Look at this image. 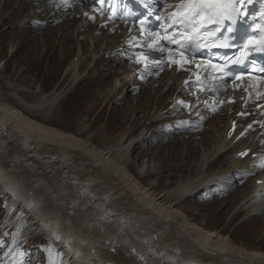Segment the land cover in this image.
<instances>
[{"label": "bare ground", "instance_id": "1", "mask_svg": "<svg viewBox=\"0 0 264 264\" xmlns=\"http://www.w3.org/2000/svg\"><path fill=\"white\" fill-rule=\"evenodd\" d=\"M12 4L19 8L28 6V11H36V16L38 15L41 22L34 25L43 31L62 29V32H55L58 36L67 35L68 30L73 31L78 25L75 21L56 27L59 23L57 15L60 12L53 11L47 18L54 0H14ZM84 5L87 6L88 3ZM72 7L73 5L69 4L67 9L71 11ZM175 9L174 4L169 8V12ZM17 11L22 14L20 10ZM169 12L167 16L172 23L174 17ZM45 21L48 25L46 28L43 24ZM88 22L90 21L87 19L85 23L79 22L68 38L82 37L80 34L83 29L91 31L90 27H86ZM98 22V27L103 29L102 21ZM71 24H74L73 28ZM95 31L96 29L89 33L93 34ZM84 35L87 36L86 41L90 45L89 56L94 63L102 60L107 47L118 48V38H100L94 34V37L98 38L94 39L90 34ZM99 44L105 47H99L101 51L97 52ZM83 47L84 45H80L78 58H82ZM98 57L100 60H97ZM78 61L70 64L63 75H72L76 80L74 85L81 78L80 67L83 65L79 66ZM114 66L118 65L115 63L105 70L109 71ZM85 72H82L83 76ZM178 77L179 75L166 73L161 78L160 90L151 87L149 89H152V92L139 94L144 99L145 95L151 96V93H155L153 90L156 91L153 108L156 112L153 119L165 109L158 110L168 97H164L162 90L169 82L172 84L177 81ZM118 87H124L126 90V86L118 83L115 90L107 93L110 99L117 97ZM180 87L181 83L175 91ZM61 91L57 89L52 97L41 94L33 104H21L28 112H37L39 119L27 111L25 113V109L21 110L6 101H0V189L9 203L15 205L14 217L23 215L29 224L28 227L21 228L23 233L34 227L41 229L65 252L72 264H264L261 245L251 248L244 242L236 243L224 230H213L196 221L195 217L183 213L186 211H178L176 207L183 205L185 199L195 197L204 187H208L209 182L218 173L207 175L206 171L209 163L218 158L220 153H232L234 149L231 169L243 167L249 162V158L247 161H241L237 153L241 154L245 149L255 151L257 144L236 140L239 132L228 139V130L235 117L229 115L219 119L216 116L214 119L219 120L215 122L214 134L202 138L198 143L199 147L205 149L200 153L193 176L189 174L187 180L177 187L166 188L167 192L156 194L155 186L142 185L130 167L137 166L139 176L155 174V169L143 163L138 166L128 154L140 143L148 141V132L145 131V134H140L131 139L128 145H124L128 136L123 130L114 141L112 140L114 143H107V148L99 149L91 142L92 135L85 140L57 129L53 124H46L52 120V112L64 97ZM238 96L243 101L246 93H239ZM151 103L143 102V106ZM208 124L209 122L204 129ZM82 126L84 127H80V130L87 129L85 125ZM182 138L185 137L175 140L174 150ZM194 143L196 141L190 139L189 147ZM182 145H185L184 142ZM194 151L196 150L192 149V152ZM186 171H189V166ZM253 182L258 197L260 192L264 191V182L261 176ZM248 203L249 198L241 205L243 208L247 207L242 209L243 211L251 209V216L264 215V209L260 206L256 208L255 205L249 206ZM260 205L264 207V201L261 200Z\"/></svg>", "mask_w": 264, "mask_h": 264}, {"label": "rangeland", "instance_id": "2", "mask_svg": "<svg viewBox=\"0 0 264 264\" xmlns=\"http://www.w3.org/2000/svg\"><path fill=\"white\" fill-rule=\"evenodd\" d=\"M12 1L14 0H0V101L24 110L21 104H33L41 94L52 97L57 89L62 90L64 97L52 112V120L46 124H53V127L85 140L92 135L91 142L99 149L107 148V143H114V139L123 130L128 136L124 145H128L131 139L147 131L148 141L140 143L128 154L138 166L144 164L155 169V174L147 173L148 176H139L137 166L130 167L131 172L142 185L155 186L156 194L167 192L166 188L177 187L187 180L189 174L193 176L200 153L205 149L199 147L198 143L202 138H208L214 134L217 121L223 117L211 120L200 134L201 136L193 138V135L185 134V138L180 140V144H176L177 149L174 150L173 144L176 141L166 139L164 132L160 129L161 125L155 122L156 118L153 119V114L156 112L153 111L156 91L153 90L155 93H151V96L145 95L144 99L140 96L142 93L152 92L153 87L146 88L138 96L130 94L124 87H121L123 90L118 87L115 99H110L107 95L110 90H115L118 83L123 84V78H120L121 66H114L113 69L106 71L105 69H110L115 63L105 55L100 56L102 58L100 62H92L89 56L90 45L84 33L98 39L94 37V33H89L94 29L81 32L80 35L83 38L69 39L68 37L79 25V21L76 20L78 25L73 31L68 30L67 35H56L55 32H62V29L58 31L54 28L55 31L52 28L43 31L39 26L34 25L39 22L36 11H28V6L19 8L16 4H12ZM17 9L22 14H18ZM78 16L76 15L77 19H79ZM32 18L34 20L29 23ZM73 19L66 22L72 23ZM43 24L44 28L48 26L46 21ZM73 27L74 24H71V28ZM80 45H84L82 58H78ZM99 47H102L101 44L98 45L97 52L101 51ZM100 57L97 60H100ZM76 60L79 66H83L80 67L81 78L74 85L76 80L72 75L64 77L63 75L70 64ZM86 69L87 72H85ZM82 72H85V76ZM163 95L166 97V94ZM167 96L166 101L170 95ZM150 101L151 105L143 106V102ZM165 102L161 106L158 105V110L166 108ZM26 111L25 109L24 112L27 113ZM28 113L39 119L37 112ZM82 125H85L87 129L80 130V127H84ZM190 139L196 141L192 147H189ZM151 141H154V144ZM192 149L196 151L192 152ZM221 158L224 159L219 162ZM233 160L232 153L228 152L211 161L206 174H218L210 182L232 171L230 166ZM188 166L189 171H186ZM232 178L233 176L229 175L225 179L220 178L203 191H199L195 197L185 199L183 205L176 207L178 211H186L183 213L195 217L196 221L213 230H224L225 234L231 235L236 243L244 242L251 248L254 245H261L264 251V215L250 217L251 209L243 211L247 207L241 206L247 198H249V206L258 204L250 205L257 200L253 198L254 182H247L245 184L251 183V185L240 189L238 187L234 193L225 196L222 180L226 183L225 185H228ZM1 191L0 189V264H72L65 252L54 245L41 229L29 227L30 229L24 233L21 231L23 226L28 227L29 224L23 215L14 217L15 205L9 203L8 198ZM258 206L261 207L259 204ZM18 237L21 239L16 245ZM40 241L43 242L46 250H29L33 248V244H39Z\"/></svg>", "mask_w": 264, "mask_h": 264}, {"label": "snow or ice", "instance_id": "3", "mask_svg": "<svg viewBox=\"0 0 264 264\" xmlns=\"http://www.w3.org/2000/svg\"><path fill=\"white\" fill-rule=\"evenodd\" d=\"M248 3H252V0H247ZM243 4L244 0H181V3L177 6L178 10L172 13L174 17L172 24L173 25H183V29L179 32V39H174L173 36L177 34H169L165 30L163 36L159 33H149L152 36H156L159 39L167 40L169 44L178 45L177 55L180 56V60L172 59V50L164 47L159 44V39L154 40L152 43L148 44L149 48H154L160 53L168 52L169 53V62L182 66L184 63H187V60L184 56V52L181 51L185 49L186 45L184 42H187V46L191 47L195 45L196 48L199 47H216V48H229L235 47L229 43V37L225 36L221 40H209L207 43L201 45L200 40L203 37L214 38L217 32H220L224 26V22L232 21L235 22V18L239 13L237 4ZM262 17H264V11L261 12ZM143 23V21L141 22ZM208 25H218L214 31H207L201 33V29L207 28ZM226 31L228 33L233 32L232 27H227ZM243 38V37H242ZM251 46V49H250ZM254 50L257 52H264V28H261V34L257 38L255 36H248L246 42L241 46L240 55L232 60L229 57V60H232L233 63L242 64L244 59L248 56V51ZM145 59L144 54L141 53L138 56L137 62H141ZM252 64H255V61H251ZM213 68H219L223 72V66L211 65ZM255 69H253L254 71ZM236 79L241 77L237 76ZM251 79H256L254 76H250ZM187 83V82H186ZM179 103H183L180 101ZM251 127V125H249ZM246 155V153L241 154ZM261 167L264 168V163L261 164Z\"/></svg>", "mask_w": 264, "mask_h": 264}]
</instances>
